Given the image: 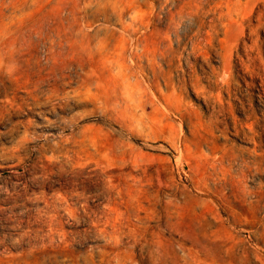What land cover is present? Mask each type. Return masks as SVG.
<instances>
[{"label": "rangeland", "instance_id": "rangeland-1", "mask_svg": "<svg viewBox=\"0 0 264 264\" xmlns=\"http://www.w3.org/2000/svg\"><path fill=\"white\" fill-rule=\"evenodd\" d=\"M0 264H264V0H0Z\"/></svg>", "mask_w": 264, "mask_h": 264}, {"label": "bare ground", "instance_id": "bare-ground-1", "mask_svg": "<svg viewBox=\"0 0 264 264\" xmlns=\"http://www.w3.org/2000/svg\"><path fill=\"white\" fill-rule=\"evenodd\" d=\"M236 9H237V8H236ZM231 10H232V9H230V11H231ZM231 13H232V12H231ZM228 14H229V12H228ZM229 16H230V15H229ZM247 17H248V16H247ZM230 18H232V19H231L232 21H233V19H235V18L232 17V15H231ZM212 25H213V24H212ZM209 26H211V25H209ZM209 26H208V27H209ZM209 28H210V27H209ZM211 28H212V27H211ZM253 28H254V27H253ZM250 29H251V28H250ZM208 30H209V32L211 31L210 29H208ZM251 30H253V29H251ZM209 32H208V33H209ZM249 32H250V31H249ZM208 33H207V34H208ZM211 33L215 34L213 31H212ZM254 33H255V32H254ZM213 34L210 35V36H213ZM214 37H215V36H213V38H214ZM255 38H256V37H255ZM211 40H212V38H211ZM211 40L209 41V38H208V41H209V42H211ZM212 42H213V41H212ZM256 43H259V42H256ZM249 47H250V46H249ZM258 47H259V46H258ZM254 51H255V50H254ZM260 70H261V69H260Z\"/></svg>", "mask_w": 264, "mask_h": 264}]
</instances>
